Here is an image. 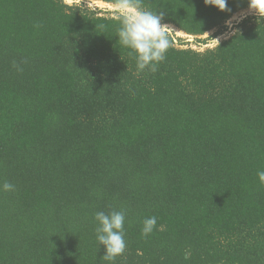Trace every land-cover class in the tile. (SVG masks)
I'll return each instance as SVG.
<instances>
[{
    "label": "trees",
    "instance_id": "trees-1",
    "mask_svg": "<svg viewBox=\"0 0 264 264\" xmlns=\"http://www.w3.org/2000/svg\"><path fill=\"white\" fill-rule=\"evenodd\" d=\"M143 6L214 39L252 9ZM118 27L62 0H0V185L15 186L0 191V264H264V18L203 52L169 35L140 73ZM101 211L125 212L113 261L96 240Z\"/></svg>",
    "mask_w": 264,
    "mask_h": 264
},
{
    "label": "clouds",
    "instance_id": "clouds-1",
    "mask_svg": "<svg viewBox=\"0 0 264 264\" xmlns=\"http://www.w3.org/2000/svg\"><path fill=\"white\" fill-rule=\"evenodd\" d=\"M204 3L220 12L230 11L227 9V0H204ZM112 7L119 25L116 33L119 44L129 50L130 56H134L137 73L143 72L146 68L154 72L171 47L168 34L174 31L170 25L162 23L165 12L158 13L145 8L143 0H115ZM249 7L257 10L264 18V0H249ZM204 34L208 36L207 33ZM215 41L219 43L218 40ZM257 177L264 183V170L258 171ZM14 187L13 184L5 182L0 185V191H13ZM94 220L97 224L96 240L104 248L102 258L105 261H113L122 255L126 248L125 212L112 211L107 214L97 212ZM156 225L155 216L145 219L142 224V235L151 234Z\"/></svg>",
    "mask_w": 264,
    "mask_h": 264
},
{
    "label": "rangeland",
    "instance_id": "rangeland-1",
    "mask_svg": "<svg viewBox=\"0 0 264 264\" xmlns=\"http://www.w3.org/2000/svg\"><path fill=\"white\" fill-rule=\"evenodd\" d=\"M78 2L80 1V3L78 5H81V7L86 8L90 11L95 12L98 16H106V17H115V12H114V8L112 7V5L110 4H106V3H102L100 4L99 2H94L91 0H84V2L82 3L81 0H77ZM257 10L255 9H251V10H245L242 12H238L235 15H233L229 21H227L228 23H225L224 28L222 30V34L217 36L215 39L214 37H212L214 31H211L208 34V36L205 34L201 37H186L185 33H181V31H178L175 27L171 26L173 28L174 31L169 32L168 35H172L175 39L176 42L175 45L176 46H180L179 45V39L183 40L184 43L180 46L182 48H191L193 50H197L199 52H203L206 49H211L213 47H215L217 45V42L215 40H218L219 42L222 40L227 39L230 35H232L234 33V26L239 23L242 19H244L247 16H253L258 14L259 12L257 11V13L255 12ZM197 40H205L204 42H200V44L196 43ZM204 43V44H203Z\"/></svg>",
    "mask_w": 264,
    "mask_h": 264
},
{
    "label": "built area",
    "instance_id": "built-area-1",
    "mask_svg": "<svg viewBox=\"0 0 264 264\" xmlns=\"http://www.w3.org/2000/svg\"><path fill=\"white\" fill-rule=\"evenodd\" d=\"M81 1H82V3L84 2V0H81ZM62 2H64L66 5H69V6H71L73 4L78 5L80 3V1L78 2L77 0H62ZM186 37H187V35H186ZM188 37L190 38V36H188ZM173 40H174V42H176V39L174 37H173Z\"/></svg>",
    "mask_w": 264,
    "mask_h": 264
},
{
    "label": "bare ground",
    "instance_id": "bare-ground-1",
    "mask_svg": "<svg viewBox=\"0 0 264 264\" xmlns=\"http://www.w3.org/2000/svg\"><path fill=\"white\" fill-rule=\"evenodd\" d=\"M100 4H102V2H99ZM183 34V33H182Z\"/></svg>",
    "mask_w": 264,
    "mask_h": 264
}]
</instances>
